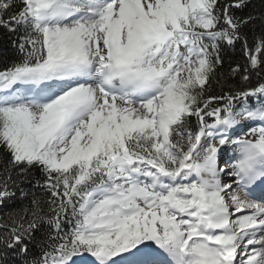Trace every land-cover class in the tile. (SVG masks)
<instances>
[{"label":"snow or ice","instance_id":"snow-or-ice-1","mask_svg":"<svg viewBox=\"0 0 264 264\" xmlns=\"http://www.w3.org/2000/svg\"><path fill=\"white\" fill-rule=\"evenodd\" d=\"M248 3L0 0V264H264Z\"/></svg>","mask_w":264,"mask_h":264},{"label":"trees","instance_id":"trees-1","mask_svg":"<svg viewBox=\"0 0 264 264\" xmlns=\"http://www.w3.org/2000/svg\"><path fill=\"white\" fill-rule=\"evenodd\" d=\"M245 17L251 15L254 19L245 27L244 31L248 35L249 42L251 43L253 39L260 34L264 33V0H249L248 6L243 10L242 13H239ZM16 39L15 36L8 34L5 30L0 29V69L4 67L6 63L10 64L13 60L16 59V52L12 46V42ZM222 55L225 57V63L223 65V70L226 71L228 69L229 62L235 63L237 61L243 63L244 58L241 56L239 45L237 46L235 51L232 50H224ZM219 71V70H218ZM223 80V76L219 77ZM260 80V77L253 76L251 79V84L255 86ZM231 84L234 86L240 85L239 77H234L231 81ZM247 86V85H243ZM220 93V85L213 84V91L209 93L211 94H219ZM4 156L2 154V150H0V165H2ZM37 179L40 178L39 173H36ZM26 190L35 191L38 195L41 190L34 188L33 184H24L22 185ZM28 204L26 199H16L14 201L9 202L8 204L0 207V217L6 215L9 211L12 210H20L24 206Z\"/></svg>","mask_w":264,"mask_h":264}]
</instances>
